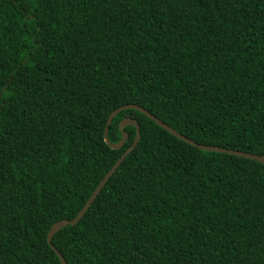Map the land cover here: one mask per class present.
Returning <instances> with one entry per match:
<instances>
[{"label":"trees","instance_id":"16d2710c","mask_svg":"<svg viewBox=\"0 0 264 264\" xmlns=\"http://www.w3.org/2000/svg\"><path fill=\"white\" fill-rule=\"evenodd\" d=\"M124 104L264 154V0H0V264H60ZM125 117L66 264H264V165Z\"/></svg>","mask_w":264,"mask_h":264},{"label":"water","instance_id":"95a60500","mask_svg":"<svg viewBox=\"0 0 264 264\" xmlns=\"http://www.w3.org/2000/svg\"><path fill=\"white\" fill-rule=\"evenodd\" d=\"M124 109H133V110H136V111L141 112L142 114H144L145 116H147L150 120H152L154 123H156L159 127L163 128L164 130H166L167 132H169L170 134H172L173 136H175L177 139L182 140V141H184V142H186L188 144H191V145L197 147L200 150H204V151H214V152H222V153H226V154H230V155H235V156H239V157L253 159V160L261 163L262 165H264V154H254V153H248V152H243V151H239V150H234V149H228V148H224V147H219V146H215V145H205V144L196 143L193 140L189 139L188 137L182 135L178 131L174 130L169 125L165 124L162 120L158 119L156 116H154L153 114H151L150 112H148L143 107H141L139 105H136V104H124V105H121V106L117 107L116 109L112 110L109 113V115H108V118L106 120V125L104 127V132H103L104 141L112 149H119V148H121L124 145V143L126 141V138H127V133L123 129L126 125H133L135 127L136 134H135L134 140L125 149V151L116 159V161L113 163V165L110 167V169L104 174V176L102 177V179L96 185V187L92 191L91 195L86 200V202L84 203V205L82 206V208L79 210V212L75 215V217L72 218V219H61V220H58V221L54 222L51 225L50 229L48 230V233H47V236H46L47 242L55 250V253H56L57 257L59 258L60 264H66V261H65L64 257L61 255V253L52 246V237L62 227H65L67 225H74L75 223H77L80 220V218L87 211V209L89 208V206L91 205V203L94 201V199L96 198V196L98 195V193L101 191V189L103 188V186L105 185V183L107 182V180L115 172V170L120 165V163L125 159V157L138 144V141H139V138H140L139 124H138V122L135 119H133L131 117H125L124 119L121 120V122L119 124V127H120V129L122 131V136H121V139L118 142L112 143L108 139V129H109V125H110L113 117L117 113H119L121 110H124Z\"/></svg>","mask_w":264,"mask_h":264}]
</instances>
